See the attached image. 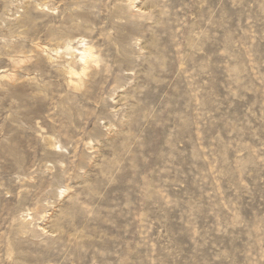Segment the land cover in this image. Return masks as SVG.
<instances>
[{
    "label": "rangeland",
    "instance_id": "rangeland-1",
    "mask_svg": "<svg viewBox=\"0 0 264 264\" xmlns=\"http://www.w3.org/2000/svg\"><path fill=\"white\" fill-rule=\"evenodd\" d=\"M0 264H264V0H0Z\"/></svg>",
    "mask_w": 264,
    "mask_h": 264
},
{
    "label": "bare ground",
    "instance_id": "bare-ground-1",
    "mask_svg": "<svg viewBox=\"0 0 264 264\" xmlns=\"http://www.w3.org/2000/svg\"><path fill=\"white\" fill-rule=\"evenodd\" d=\"M80 52L81 53H80L79 58L82 61L81 72H84L85 70H87L88 68H90L92 66V64L95 60H94V56H93L92 52L90 51L89 47L85 46ZM68 72L70 74H78L74 70H71V69Z\"/></svg>",
    "mask_w": 264,
    "mask_h": 264
}]
</instances>
